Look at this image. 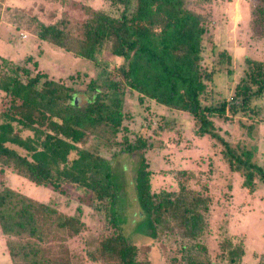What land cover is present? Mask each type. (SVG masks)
Masks as SVG:
<instances>
[{
  "label": "trees",
  "instance_id": "trees-1",
  "mask_svg": "<svg viewBox=\"0 0 264 264\" xmlns=\"http://www.w3.org/2000/svg\"><path fill=\"white\" fill-rule=\"evenodd\" d=\"M107 1L118 13L89 10L79 38L66 32L63 20L37 23L40 40L92 61L108 50L118 61L88 81L85 105L77 103L78 90L72 86L2 58L6 69L0 73V171L7 167L36 185L62 191L70 183L84 192L81 200L100 212L113 229L88 250L91 264H149L139 259L138 247L121 231L120 186L110 161L86 145L91 138L117 143L119 151L138 154L134 190L147 234L173 237L178 256L172 260L177 264H213L201 242L209 227L208 186L193 189L188 185L192 172L182 169L173 172L177 189L153 191V171L145 156L152 142L141 136L129 138L123 123L131 114L124 108L125 95L136 93L139 102L153 100L191 115L196 135L220 139L230 169L242 176L243 185L252 192L256 177L264 182L263 166L252 159L251 150L237 152L230 147L215 132L212 117L225 116L228 110L234 114L237 109L257 115L250 101L264 92V61L246 57L247 70L235 85L233 102L217 103L213 78L218 69L208 66L204 57L208 25L189 8L188 0ZM256 12L264 18V7ZM218 57L230 63L225 51ZM238 98L240 103L235 104ZM23 131L29 132L22 135ZM84 227L78 215L66 214L51 202L38 201L5 184L0 187V232L7 237L12 264H62L46 256L40 243L57 234L67 240ZM219 247L227 264H240L245 253L241 241L225 238ZM258 264H264V254Z\"/></svg>",
  "mask_w": 264,
  "mask_h": 264
},
{
  "label": "rangeland",
  "instance_id": "rangeland-1",
  "mask_svg": "<svg viewBox=\"0 0 264 264\" xmlns=\"http://www.w3.org/2000/svg\"><path fill=\"white\" fill-rule=\"evenodd\" d=\"M188 6L208 25L204 57L208 66L216 65L218 69L213 78L215 101H225L229 106L233 102L235 85L245 76V58L264 61V18H259L256 12L258 7H264V0H188ZM91 9L113 15L118 13L107 0H0V73L6 69L2 58L27 67L32 74L44 72L49 78L78 90L77 103L85 105L90 94L86 86L88 81L97 77L101 68L110 65L111 69L118 61L108 50L98 53L97 60L93 61L76 56L40 40L36 30L38 21L63 20L66 32L73 38L82 37V24L90 16ZM220 51L230 56L229 64L226 60L219 61ZM137 96L126 93L124 108L131 114L123 123L130 139L141 136L152 142L145 156L153 171V191L177 189L173 172L191 171L188 185L193 189L206 185L210 194L209 227L201 242L207 246L213 264H227L220 257L219 247L225 238L242 242L245 253L240 264H258L260 255L264 254V182L256 177L254 190L250 192L243 185L242 176L230 169L222 154L220 139L208 134L196 135L197 124L187 112L153 100L139 102ZM235 102L239 104L240 98ZM250 104H255L256 116L237 109L234 114L228 110L225 116L213 115L212 120L215 132L230 147L237 152L242 148L251 150L252 159L264 168V92L252 96ZM170 126L174 128L169 129ZM159 130L163 132L158 133ZM86 145L96 149L112 165L120 186L117 210L121 231L138 247L139 259L149 264H177L172 260L173 256H178V243L174 238H152L142 224L143 216L134 190L138 154L121 152L117 143L108 145L97 138H91ZM3 169L0 187L5 184L38 201L51 202L66 214L78 215L85 223L82 232L75 237L64 240L57 234L40 243L44 254L62 264H91L88 250L113 229L105 223L100 212L81 200L84 192L70 183H65L62 191L36 185L10 168ZM6 240L0 232V264H12Z\"/></svg>",
  "mask_w": 264,
  "mask_h": 264
}]
</instances>
